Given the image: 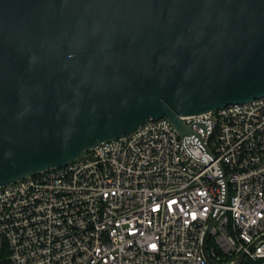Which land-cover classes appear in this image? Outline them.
I'll use <instances>...</instances> for the list:
<instances>
[{
	"label": "water",
	"instance_id": "water-1",
	"mask_svg": "<svg viewBox=\"0 0 264 264\" xmlns=\"http://www.w3.org/2000/svg\"><path fill=\"white\" fill-rule=\"evenodd\" d=\"M261 97L264 0H0V186L162 117L210 153L182 119Z\"/></svg>",
	"mask_w": 264,
	"mask_h": 264
},
{
	"label": "built area",
	"instance_id": "built-area-1",
	"mask_svg": "<svg viewBox=\"0 0 264 264\" xmlns=\"http://www.w3.org/2000/svg\"><path fill=\"white\" fill-rule=\"evenodd\" d=\"M182 121L210 153L162 117L0 186V264H209L213 219L214 263L264 264V97Z\"/></svg>",
	"mask_w": 264,
	"mask_h": 264
}]
</instances>
